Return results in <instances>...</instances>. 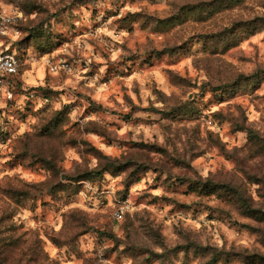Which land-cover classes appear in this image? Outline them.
Listing matches in <instances>:
<instances>
[{
    "label": "rangeland",
    "instance_id": "1",
    "mask_svg": "<svg viewBox=\"0 0 264 264\" xmlns=\"http://www.w3.org/2000/svg\"><path fill=\"white\" fill-rule=\"evenodd\" d=\"M4 11L0 264H264V0Z\"/></svg>",
    "mask_w": 264,
    "mask_h": 264
},
{
    "label": "built area",
    "instance_id": "2",
    "mask_svg": "<svg viewBox=\"0 0 264 264\" xmlns=\"http://www.w3.org/2000/svg\"><path fill=\"white\" fill-rule=\"evenodd\" d=\"M24 20V15L20 11H4L0 13V92L9 94L13 87L12 77L16 75L22 67L12 46L16 38L20 36V30L17 26ZM52 72L60 69L68 70L69 65L62 63L61 65L49 64ZM122 210L116 212V218H122Z\"/></svg>",
    "mask_w": 264,
    "mask_h": 264
},
{
    "label": "trees",
    "instance_id": "3",
    "mask_svg": "<svg viewBox=\"0 0 264 264\" xmlns=\"http://www.w3.org/2000/svg\"><path fill=\"white\" fill-rule=\"evenodd\" d=\"M20 25H21V23L17 26V29L20 30V36H19L18 38H16V40L14 41L13 46H12V50H15V51H16L19 60L22 62V59H21V57H20V55H19V53H18V47H19V45H20V43H21L20 38H21V36H22V31H21V27H20ZM21 69H22V67L20 68L19 72H18L16 75H14V76L12 77V82H13V84H14L15 79H16L17 77L20 76V74H21Z\"/></svg>",
    "mask_w": 264,
    "mask_h": 264
}]
</instances>
